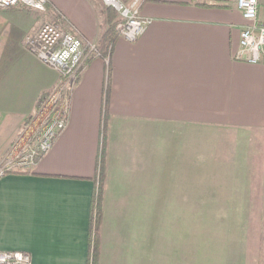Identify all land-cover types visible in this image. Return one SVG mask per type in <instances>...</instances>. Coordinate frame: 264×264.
<instances>
[{"label": "crops", "instance_id": "0c3cea01", "mask_svg": "<svg viewBox=\"0 0 264 264\" xmlns=\"http://www.w3.org/2000/svg\"><path fill=\"white\" fill-rule=\"evenodd\" d=\"M49 1L66 27L98 41L94 1ZM234 1L142 0L143 33L118 36L108 62L87 58L51 148L28 172L0 176V249L28 251L31 264H90L105 119L97 264L117 263L104 251L109 233L123 235L122 212L138 225L154 213L157 225L163 180L177 183L170 207L216 225L208 264H264V63L234 58L245 24ZM47 19L22 4L0 8V159L57 80L24 45Z\"/></svg>", "mask_w": 264, "mask_h": 264}, {"label": "built area", "instance_id": "2783aa9c", "mask_svg": "<svg viewBox=\"0 0 264 264\" xmlns=\"http://www.w3.org/2000/svg\"><path fill=\"white\" fill-rule=\"evenodd\" d=\"M117 13L115 29L119 37L137 39L150 19L140 13L142 0H99ZM22 4L45 11L48 0H0V8ZM245 24L239 30L236 60L264 63V18H258L257 0H235ZM62 17V16H61ZM61 17L42 23L24 37V45L38 60L57 73V81L20 134L0 159V176L8 170H29L53 145L68 121L70 97L87 58L99 56L96 42L84 41L67 28ZM108 62V57H104ZM0 264H31L28 251L0 249Z\"/></svg>", "mask_w": 264, "mask_h": 264}, {"label": "rangeland", "instance_id": "374dc122", "mask_svg": "<svg viewBox=\"0 0 264 264\" xmlns=\"http://www.w3.org/2000/svg\"><path fill=\"white\" fill-rule=\"evenodd\" d=\"M93 1L96 11L100 14L112 12L114 21H117L115 11L104 6L99 0ZM42 12L47 14V21L61 17L50 5L49 0L46 10ZM163 184L164 187L167 186V189L164 190L163 196L161 195L160 203L163 205V211L161 209V212L157 213V225L154 213L152 218L150 213H146L145 222L142 221L141 225H138L133 220L134 213L122 212L120 226L123 235L113 234L112 236L109 233V240L106 239L109 245L104 254L106 256L118 254L116 264H208L204 255L208 246L205 239L214 235L208 230L214 229L216 225H204L202 219H198V216L201 217L203 213H194L192 222L191 213L189 215L186 212L175 211L170 204L171 199H179L177 183L163 180ZM110 223H113V229L118 225L117 222ZM217 226L221 227L220 224ZM216 231L218 228L214 232ZM104 264H108L107 259Z\"/></svg>", "mask_w": 264, "mask_h": 264}, {"label": "trees", "instance_id": "16d2710c", "mask_svg": "<svg viewBox=\"0 0 264 264\" xmlns=\"http://www.w3.org/2000/svg\"><path fill=\"white\" fill-rule=\"evenodd\" d=\"M125 1V0H123ZM111 8V7H108ZM115 11L113 8H111ZM116 13V11H115ZM102 17V29L100 33V37L96 42V48L99 52V56L108 57L111 51V47L114 43V40L118 37L117 31L115 29L114 14L112 12L106 14L103 12L101 14ZM118 19V18H117ZM116 19V20H117ZM104 24L106 26H104ZM106 88L105 95H107V86H108V78L109 75L106 76ZM50 90L42 92L38 98L36 99L35 111L39 108V106L47 99ZM32 118V115H28L23 123V126L27 125ZM102 147L98 153V159L96 161V166L98 169L97 176L95 177L96 188L94 190V194L92 196L91 202V219H90V241H91V252H90V264H97V255H98V231L101 223V205H102V194H103V182H104V138H105V119L102 125ZM14 172H28L29 170H8Z\"/></svg>", "mask_w": 264, "mask_h": 264}]
</instances>
